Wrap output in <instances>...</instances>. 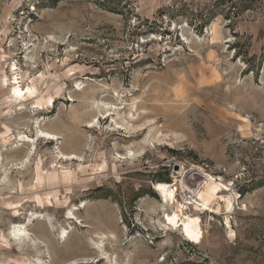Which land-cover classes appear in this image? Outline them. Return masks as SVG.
Returning a JSON list of instances; mask_svg holds the SVG:
<instances>
[{"label":"rangeland","instance_id":"374dc122","mask_svg":"<svg viewBox=\"0 0 264 264\" xmlns=\"http://www.w3.org/2000/svg\"><path fill=\"white\" fill-rule=\"evenodd\" d=\"M39 259L264 264V0H0V264Z\"/></svg>","mask_w":264,"mask_h":264},{"label":"bare ground","instance_id":"6f19581e","mask_svg":"<svg viewBox=\"0 0 264 264\" xmlns=\"http://www.w3.org/2000/svg\"><path fill=\"white\" fill-rule=\"evenodd\" d=\"M27 89L28 90L25 91L23 88L14 87L13 93L17 97H21L23 95L26 96L27 94H29L31 92L30 88H27ZM39 132H40L39 136H43L44 138L46 137V138H49V139H51V138L53 139V137H54V136L51 135V133H48V132H45V131H42V130H40ZM174 185L175 184H170V183H166V182H159V183L155 184V189L160 193V195L162 196V199H163V201L165 203H168V202L174 203L175 197H176ZM197 201L199 202V200H197ZM224 203L226 204L227 208L232 207V198L228 197V196L225 197ZM198 205H201V204L199 203ZM216 210H219V206L216 207ZM166 221H167L168 224H170V225H172V226H174L176 228L180 227V226H183V232L186 235L190 236V237L199 238L201 236V234H202V227H201V224H200V220L198 218H196V217H190V216H188V214L186 215L185 213H183L182 209L176 210V211L172 212L171 214H166ZM16 230L19 232V230H21V228H18ZM28 236L29 235L26 232L23 233L22 236L18 235V233L15 234V238L19 239V241L21 239H24V240L25 239H29V240L32 239V238H30ZM31 264H44V261L39 259V262L35 261L34 263H31Z\"/></svg>","mask_w":264,"mask_h":264},{"label":"built area","instance_id":"2783aa9c","mask_svg":"<svg viewBox=\"0 0 264 264\" xmlns=\"http://www.w3.org/2000/svg\"><path fill=\"white\" fill-rule=\"evenodd\" d=\"M184 202L189 205L198 206L199 202L197 201L199 198L196 196V193L191 191L184 192Z\"/></svg>","mask_w":264,"mask_h":264}]
</instances>
